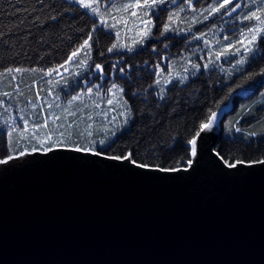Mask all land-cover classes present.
Masks as SVG:
<instances>
[{
  "label": "water",
  "instance_id": "95a60500",
  "mask_svg": "<svg viewBox=\"0 0 264 264\" xmlns=\"http://www.w3.org/2000/svg\"><path fill=\"white\" fill-rule=\"evenodd\" d=\"M143 171L67 151L0 165V264H264V166Z\"/></svg>",
  "mask_w": 264,
  "mask_h": 264
},
{
  "label": "snow or ice",
  "instance_id": "6c2138e0",
  "mask_svg": "<svg viewBox=\"0 0 264 264\" xmlns=\"http://www.w3.org/2000/svg\"><path fill=\"white\" fill-rule=\"evenodd\" d=\"M9 4H19L21 0H8ZM34 3L44 6L46 0H34ZM68 5H75L76 7L72 11H77V9L86 10L80 13L81 16H99L97 21L95 18L92 20L91 31L86 35L87 38L83 40V43L78 47L73 48L71 54L67 56L63 63H58L54 66H49L45 68L41 66L39 69L36 67L28 68L24 66H9L3 70V74L11 73H21V72H41L44 76L53 77L49 79L47 83L53 85L48 89V95L52 97L51 102L44 100L43 103L47 104L48 108L53 107L61 109L68 115H75L76 111L81 113L85 109L94 106L96 109L101 108V100L104 97H110L106 99V105L115 107H107L104 111H97L95 116L103 120V127L105 129L103 138H99L94 135L93 131H87L81 133L80 137L77 139H72L69 133L66 138V133L64 131H59L50 133L46 135L44 140H41L38 144L32 142L31 138L28 139L27 145L23 148L20 147V140L13 142L10 138L14 133L19 132V136L23 137L24 133L20 132L19 129L23 128L27 130L29 121L24 119L23 116L19 118L21 123H18L15 118L11 116L12 108L11 104H5V101L0 100V106L4 107L5 113H8L9 119L5 121L4 126H0V137L9 138L7 144V154L0 155V165H8L13 160H19L25 156L41 154L48 155L57 151H67L72 153H77L82 156H91L102 160H107L117 164H123L127 162L129 166L143 171H156L161 173H179V172H191L194 171L197 165L200 163L202 158L200 145L198 140L202 141V133H207L219 123L218 111L222 110L220 104H214V107L209 108L206 113H204L198 128H194V134L191 138H188L183 143L182 152L177 153V138L171 137L170 142H156L148 144L141 151L140 145H137L136 152L131 149L123 148L118 150L114 140L112 139L116 135L117 129L121 127V121L118 117L123 118V125H127L132 118V108L128 104L127 100L124 99L125 87L121 84L113 81L111 79L112 72L105 73V68L103 63H96L92 58L93 45L90 41H93L94 36L96 38V43L99 44V34H102L104 38L113 40L111 46L107 47L106 51L109 54L117 55L119 54V59L117 63L112 64L111 68L114 70L118 64L124 59V53L129 54H143L145 50V45L147 41L153 39L163 38L165 40H171L176 35L183 36L187 39L188 33L192 32V28L187 29L178 27L177 21H182L185 23H190L195 25L197 23H205L211 21V24H206L208 32L215 35V24L216 19L219 18L224 20L225 17L231 18L235 23L233 26L225 32L221 39L215 41L216 45L219 47L213 51L210 46L209 39L205 37L208 35L207 32H203L197 29L196 32L192 33V39L197 41H202L203 45L208 48L207 58L204 56L200 57L203 63H195L189 61L191 72L189 68L185 67L183 75H180L176 80L174 87H183L187 84L190 77L193 80L198 79V74L201 69L205 73H212L213 69L219 68L224 71L222 67L223 62L233 64L236 68L240 69L242 72L241 80L243 82H248L254 80L256 77L264 78V0H107V3L103 9V14L100 12V0H66ZM94 4L96 6H94ZM175 6V7H170ZM53 11L56 10L55 4L51 5ZM223 10V11H222ZM14 11H24L27 12V8L14 9ZM113 11L119 13V16L113 15ZM110 17L115 23L109 24L105 17ZM132 18V23L135 27V35L129 36L127 41L122 38V33L127 31L131 33L133 31L132 27H128V21ZM40 17L35 16L32 18L33 23L38 21ZM49 19L52 21L57 20V15H50ZM124 22V27L120 28L118 25ZM16 23V21H13ZM20 24L24 21L20 20ZM159 24V28H157ZM157 29L156 34H153V29ZM115 29V31H112ZM172 33V36L168 34ZM31 35L30 32L25 33L20 38L26 39L27 36ZM17 36L15 30L6 32L3 27H0V45L5 46V50L11 51L12 39ZM71 39V38H70ZM226 41L227 43H223ZM181 40L179 43H183ZM164 48H168V43H164ZM20 47H23L21 44ZM153 52H156V47L151 44H147ZM83 52L81 56L80 53ZM100 56H104V50L99 52ZM234 58V59H232ZM40 59H43L42 57ZM247 65V70L244 66ZM131 65H124L120 67L119 71L121 74V79L126 80L124 77V72L126 68H130ZM159 67V65H157ZM61 69L63 71L61 72ZM55 73V76L53 75ZM156 76L161 77V73H155ZM15 80V75L12 76ZM70 79L74 80V85H69L68 81ZM63 83L64 87L61 88V92L64 94L63 107L61 104V98L55 91V85ZM172 83L168 78L163 79V84L161 79H157L154 85H149L150 88L156 87L157 91L151 93L156 96V106L160 107V102L166 99L165 92L167 85ZM264 84V79L260 81ZM35 84V81H33ZM232 85H229L228 96H231L236 89L241 88L242 84L232 81ZM19 84H17V89ZM69 88L71 89L69 91ZM5 97L11 98V94L4 92ZM132 95H138V93L133 92ZM41 97L39 92H37V100ZM90 103H86L85 100ZM227 99V97H225ZM143 103H148V97H143ZM31 104V100L28 101ZM79 105L75 111H70L74 105ZM35 108L36 105L32 104ZM118 115H112L109 119V114L117 112ZM49 119H55L59 121L61 117L54 113H47ZM87 120L91 121L87 125L88 129L93 128V124H99V119H94L91 113L87 114ZM47 119L44 124L47 125ZM73 122H70L67 127L71 128ZM239 121H237V124ZM57 129L64 128V125L57 124ZM235 131L237 133L241 132L239 127H236ZM110 132V135H109ZM257 133H245L241 139L255 137ZM249 144L254 143V140L248 139ZM235 143V141H232ZM164 154L169 155V164L171 166H162L161 161L163 160ZM209 155L213 163L220 164L222 167L228 169H234L239 171V165H244L247 167L252 166H264V154L260 157L252 160H243L235 158H226L224 154L218 152L215 147H213ZM228 157H232V152L227 154Z\"/></svg>",
  "mask_w": 264,
  "mask_h": 264
},
{
  "label": "trees",
  "instance_id": "16d2710c",
  "mask_svg": "<svg viewBox=\"0 0 264 264\" xmlns=\"http://www.w3.org/2000/svg\"><path fill=\"white\" fill-rule=\"evenodd\" d=\"M53 4L56 6L55 11L51 9ZM75 7V5H68L66 0H46L44 6L34 3V0H21L19 4H9L8 0H0V27H3L6 32L13 30L17 32V36L12 39L11 51L5 50V46L0 45V73H3V70L9 66L39 69L41 66L47 68L63 63L73 48L78 47L87 38L86 34L91 31L93 18L99 20V16H81L80 13L86 10L72 11ZM23 8H27L28 11H14V9ZM112 14L116 15L117 12L113 11ZM50 15H57V20H50ZM35 16L40 19L33 23L32 18ZM105 19L109 24L115 23L110 17L106 16ZM20 20H23L24 23L20 24ZM205 23L194 27L193 31L201 30L205 27ZM177 26L183 28L184 23L177 21ZM118 27L122 28L120 24ZM157 28H159V24H157ZM156 31L157 29L154 28L153 34H156ZM27 32H30L31 35L22 40L20 37ZM168 35L172 36L173 34L169 33ZM122 38L124 39L123 33ZM190 38H192L191 34H188L187 39L176 35L171 40L163 38L149 40L143 54L124 53L123 61L114 70L111 65L117 63L119 54L112 55L106 51L113 40L106 39L102 34H99V44L96 43L95 36L93 41H90L93 45V61L102 62L105 73L112 72L111 79L125 87L124 99L132 108V118L129 123L123 125V118L118 117L121 127L113 129L116 131V135L112 139L116 144L117 154L123 148L136 152L138 144L141 151L148 144L156 142L166 144L170 142L171 137L177 138L176 152H182L184 141L194 134L193 129L198 128L204 113L214 107V104L223 101L220 107L229 105V108L220 121L216 150L229 159L247 161L260 157L264 154V84L260 83L264 79L262 77L243 82L241 70L226 62L224 65L228 67H223L224 71L215 68L209 74L201 69L198 79H195L194 83L190 77L187 82V84H191L190 87L187 85L182 88L174 87L176 81L168 84L166 87L170 90L165 92L166 99L160 102V107L156 106L157 98L151 93L157 91V88H150L149 85H154L157 79H161L163 84L165 74L170 67L182 70L189 61L199 63L197 50L194 49L197 43L192 42ZM181 40L184 42L179 43ZM164 43H168L169 47L164 48ZM21 44L23 47H20ZM147 44L156 47L157 51L153 52L150 47H147ZM197 45H199V49L203 48V45ZM101 50H104V56L99 55ZM80 55L82 56L83 52ZM41 57L43 59H40ZM124 65H131L130 68L125 69L123 74L127 78L126 80L121 79L119 71L120 67ZM244 69L247 70V65L244 66ZM62 71L63 69H61ZM157 72L162 74L161 77L155 75ZM13 75L16 77L15 80L12 79ZM53 75L55 76V73ZM52 78L44 76L39 71L0 75V100L14 106L11 113L23 112V117L29 121V127L43 124L47 119V109L44 110L43 119L41 103L45 97H49L48 89L53 85H49L47 81ZM232 81L242 84V87L228 96L229 85L235 87ZM17 84H19L18 89ZM68 84L74 85V80L70 79ZM54 87L56 93H61L60 95L64 97L61 92V88L64 87L63 83ZM69 90L71 89L69 88ZM4 92L10 93L11 98L5 97ZM37 92L41 97L40 100H37ZM133 92L138 95H132ZM145 96L148 97L147 104L142 102ZM107 98H102L101 106ZM29 100H31V104L28 103ZM32 104H35L36 107L33 108ZM8 119V113H5L4 107L0 106V126H4ZM237 121H239L238 124ZM236 127L241 129L240 133L235 131ZM80 129V126L72 129V139L80 137ZM90 130L94 135L103 138L105 132L103 120L100 121L99 128L93 127ZM252 132L257 135L241 139L245 133ZM10 139L13 142L20 140V147L23 148L27 145L29 138L27 136L20 137L18 132L14 133ZM248 139L255 142L249 144ZM8 142L9 138L0 137V155L7 154ZM27 146L30 148V145ZM229 152H232V157L227 156ZM169 155H163L162 166H171Z\"/></svg>",
  "mask_w": 264,
  "mask_h": 264
},
{
  "label": "rangeland",
  "instance_id": "374dc122",
  "mask_svg": "<svg viewBox=\"0 0 264 264\" xmlns=\"http://www.w3.org/2000/svg\"><path fill=\"white\" fill-rule=\"evenodd\" d=\"M106 3H107V0H100L99 7H100L101 14L103 13V9H104ZM94 6H96V5L94 4ZM170 7H175V6H171L170 5ZM119 15H120L119 13L116 14V16H119ZM134 19L135 18H132V19H130L128 21V27H132L133 31L131 33H128L127 31L123 32V37H124L125 41H127L129 36H134L135 35V27H134V25L132 23V20H134ZM183 23H184V27L183 28H185V29H187L189 27L192 28V32L188 33V34H191V35H192L193 32H196V31H193L194 27H197L199 24H203V23H197L195 25H192L190 23H185V22H183ZM234 23L235 22L232 21L231 18H228V17H225L224 20H221V19L217 18L216 19V24H215V35H213L211 32H208V29L206 28V26L204 28H201V30L203 32H207L208 33V35L205 38L209 39V43H210V46L212 47L213 51H215L219 47L218 45H216L215 41L218 40V39H221L222 36L225 34V32L227 30H229L233 26ZM206 24H211V21L205 23V25ZM120 25L123 28L124 27V22L121 21ZM196 34H200V33L196 32ZM190 40L192 42L197 43V44L203 45L202 41H197V40H194L192 38H190ZM223 43H227V42L223 41ZM197 44H196V47L194 49L197 50L196 54L199 56V63L202 64L203 61L200 60V57L204 56L205 58H207L208 48L203 45V48L199 49V45H197ZM224 63H226V62H223V58H222V67L227 68L228 66L224 65ZM185 67H188L189 68V72H191L190 64H189V62H187L182 70H180V69H178L176 67H170L168 69V71L166 72V74H165V78H168L172 82H175L180 75L185 74L184 73ZM60 98H61V104H62V107H63L64 97L60 95ZM108 98H110V97H108ZM45 99L48 100L49 102H51V100H52V98L50 96L49 97H45L44 100ZM85 102L86 103H90L87 99L85 100ZM103 103L104 104L101 106L100 109H96L94 106H90V108L85 109L83 113H81L79 111H76V114L73 116V115H68V114L64 113L62 111V108L61 109H57V108L53 107V108L49 109L47 104L42 102L41 105H42V109H43L42 110L43 119H44V110L45 109H47V113L54 112V113L58 114L61 117V119L59 121H56L55 119H49L48 116H47V121H48L47 125H45L44 123L43 124H37L35 127H29L28 126L27 130L22 128L20 131H22L24 133L23 136H27L28 138H31V140L35 144H38L41 140L45 139L46 135H48L50 133H53V132H57L58 133L59 131H64L66 133V138H67V135L69 133L72 134V132H73L72 129L74 127H77V126H80L81 127V129H80L81 133L84 132L85 135H86L87 131L90 130V129L87 128V125L89 123H91V121L87 120V114L91 113L93 115L94 119H99L102 122V117L101 118H97L95 116V113L97 111H104V110L107 109V107H114L115 106V104L112 105V106H107L106 105V101H104ZM78 107H79L78 104L74 105L73 108L70 109V111H75V109L78 108ZM118 111H119V109H117V112L110 113L109 114V119H111V115H118ZM11 116L13 118H15L18 123L22 124V121H20L19 118L21 116H23V112H20V113L19 112L18 113H13L12 112ZM45 118H46V116H45ZM73 121H74V123L72 124V127L68 128L67 125L70 122H73ZM61 123L64 125V128L57 129L56 125L57 124H61ZM93 127L99 128V124H93Z\"/></svg>",
  "mask_w": 264,
  "mask_h": 264
}]
</instances>
